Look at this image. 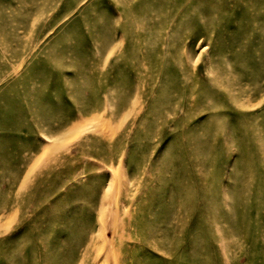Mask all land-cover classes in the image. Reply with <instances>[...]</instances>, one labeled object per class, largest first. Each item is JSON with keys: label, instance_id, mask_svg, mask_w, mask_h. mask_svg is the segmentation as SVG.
I'll use <instances>...</instances> for the list:
<instances>
[{"label": "rangeland", "instance_id": "obj_1", "mask_svg": "<svg viewBox=\"0 0 264 264\" xmlns=\"http://www.w3.org/2000/svg\"><path fill=\"white\" fill-rule=\"evenodd\" d=\"M0 264H264V0H0Z\"/></svg>", "mask_w": 264, "mask_h": 264}]
</instances>
